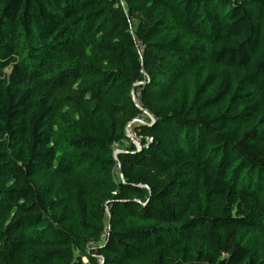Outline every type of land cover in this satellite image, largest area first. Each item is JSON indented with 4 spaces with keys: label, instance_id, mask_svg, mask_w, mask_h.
Instances as JSON below:
<instances>
[{
    "label": "trees",
    "instance_id": "trees-1",
    "mask_svg": "<svg viewBox=\"0 0 264 264\" xmlns=\"http://www.w3.org/2000/svg\"><path fill=\"white\" fill-rule=\"evenodd\" d=\"M85 263L264 264V0H0V264Z\"/></svg>",
    "mask_w": 264,
    "mask_h": 264
},
{
    "label": "built area",
    "instance_id": "built-area-1",
    "mask_svg": "<svg viewBox=\"0 0 264 264\" xmlns=\"http://www.w3.org/2000/svg\"><path fill=\"white\" fill-rule=\"evenodd\" d=\"M152 117V116H151ZM130 134V137H132L131 136V133H129ZM136 140L134 141L136 144H137V146L138 147H140L141 146V142L139 141V139L138 138H135ZM151 139L149 138V141H150Z\"/></svg>",
    "mask_w": 264,
    "mask_h": 264
},
{
    "label": "rangeland",
    "instance_id": "rangeland-1",
    "mask_svg": "<svg viewBox=\"0 0 264 264\" xmlns=\"http://www.w3.org/2000/svg\"><path fill=\"white\" fill-rule=\"evenodd\" d=\"M143 120H145V118L142 116V117L140 118L139 121H143ZM129 133H131L132 139L135 141L136 139H135L134 135L132 134V132H130V129H129V131H128V134H129ZM85 261H86V260H85ZM85 264H87V263H85Z\"/></svg>",
    "mask_w": 264,
    "mask_h": 264
},
{
    "label": "clouds",
    "instance_id": "clouds-1",
    "mask_svg": "<svg viewBox=\"0 0 264 264\" xmlns=\"http://www.w3.org/2000/svg\"><path fill=\"white\" fill-rule=\"evenodd\" d=\"M116 153H118V150H116Z\"/></svg>",
    "mask_w": 264,
    "mask_h": 264
},
{
    "label": "water",
    "instance_id": "water-1",
    "mask_svg": "<svg viewBox=\"0 0 264 264\" xmlns=\"http://www.w3.org/2000/svg\"><path fill=\"white\" fill-rule=\"evenodd\" d=\"M128 131H129V128H128ZM130 136V134H128Z\"/></svg>",
    "mask_w": 264,
    "mask_h": 264
}]
</instances>
